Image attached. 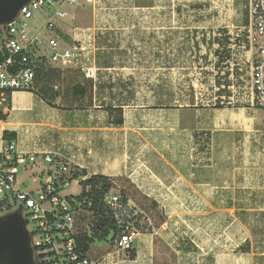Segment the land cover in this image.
Listing matches in <instances>:
<instances>
[{
    "label": "crops",
    "instance_id": "1",
    "mask_svg": "<svg viewBox=\"0 0 264 264\" xmlns=\"http://www.w3.org/2000/svg\"><path fill=\"white\" fill-rule=\"evenodd\" d=\"M136 7L150 9L152 33L141 34L140 27L146 26L143 24L144 20L131 19L136 22L131 28L136 30L130 33H128L130 30H127L119 35L121 52L118 67L105 64L96 66L94 59L93 66L99 68L97 79L84 78L79 81L82 83L86 81L87 84V93L80 100L68 95L66 99L59 97L56 101L50 102L38 92L18 90L10 94V105L7 99L0 101V107L8 113V117L0 121V149L7 143L4 133L8 131L14 135L13 139L18 141L19 149L23 151L56 152L73 168L84 170L88 177L110 178L114 183L113 189L120 190L131 204L171 203L175 200L173 190L177 180L176 168L172 163L175 153L174 150L162 154L154 152L155 161L158 160L162 165L166 163L167 167L154 166L150 157L152 153H143L140 147L141 140L157 139L160 133L153 131L152 128L143 130L141 125L153 124V122L158 124L161 120L158 117H154L153 120V116L145 117L142 114L139 92L149 90L151 101H154L153 107L191 106V109L183 110L184 113H192L190 118L184 117L182 120V115L180 116L186 126L184 130H189L188 135L195 133L196 130H208L210 125L212 135L218 132V140L228 139L229 136L235 137L240 131L241 119L242 122L246 120L252 124V129L246 130L249 133L248 141L253 140L252 144L257 143L262 147H264V112L261 111L264 110L253 107L252 102L251 106L224 105L210 109H193L197 107V103H188L189 101L179 105L174 104L176 86L181 85L183 89L196 87L194 83L177 82L175 77L176 69L178 70L182 63L185 64L183 59H179V55L186 54L189 50L184 51L180 48L184 43H180L173 32L162 31L159 34V27H175L174 15L170 17L168 14H160V4L155 2L150 5H136ZM200 10L201 8L194 9L198 11L196 15L198 17L203 16ZM215 15V13L210 15L213 26L223 28L225 23V27H230L231 33H234L233 36L243 22L239 15L225 22L220 16L216 18ZM153 28L156 29V33ZM208 39H210L208 36H204V40L199 42L198 46H209ZM140 59H146V62H138ZM98 62L101 64L103 61ZM74 71L80 70L74 69ZM117 89L118 93L115 92ZM160 91L166 92L163 102H159ZM112 108H122V124L114 122L118 113L110 111ZM163 120L170 125V129H174L176 123L174 114H168ZM168 141L172 144L171 137ZM249 147L251 148V144ZM251 149L254 152L255 147L252 146ZM203 150L201 146L187 147L183 150L184 160L189 165L188 171L183 173L181 178L185 179L184 176H187L191 180L188 182V187L206 183V165L201 164V156L205 154ZM192 159L198 160V167L197 164H191ZM42 165L43 163H40V166L25 172L31 178L34 172H39L43 168ZM191 171L198 174V179H192L194 173L192 174ZM141 196L143 198L139 199ZM246 202L264 203V194L260 196L248 194ZM258 208L263 211L264 217V208ZM142 211L145 212L144 209ZM246 211L248 219L255 218V208L251 209L248 205ZM247 224L251 233L249 228L251 225ZM174 230L172 227L142 226L141 234L134 238L131 249H118L114 242L95 241L91 244L87 255L98 264H207L206 258L202 257L205 253L201 252L204 248L197 245L198 249H196L191 243L185 242L184 237L181 239L176 236ZM250 246H252V254L248 253V255H252L253 258L247 264H258L256 261L258 259L264 264V251L258 250L261 246L258 247L257 253H255V244L250 243L248 247Z\"/></svg>",
    "mask_w": 264,
    "mask_h": 264
},
{
    "label": "rangeland",
    "instance_id": "2",
    "mask_svg": "<svg viewBox=\"0 0 264 264\" xmlns=\"http://www.w3.org/2000/svg\"><path fill=\"white\" fill-rule=\"evenodd\" d=\"M152 2L160 4V14H168L170 17L174 15L175 19L174 28L159 27V34L162 31L173 32L179 42L184 43L180 48L184 51L189 50L188 53L179 55V59H183L185 64L182 63L179 69H176L175 77L177 82L194 83L196 87L183 89L181 85L176 86L174 104L195 102L197 107L193 109H210L224 105L236 107L250 105L249 60L251 55L249 48L243 43L244 38L236 37L238 31L247 24L249 0H96L94 5L81 4L63 7L68 14L64 20H59V23L72 36L76 32L80 34L84 28L91 29L92 33L95 32L96 39L92 43L94 50L87 64L94 65L92 62L95 59L96 66L105 64L118 67L121 52L119 35L127 30H130L128 33L136 30L131 28L132 24H136L131 19L144 20L143 24L146 26L140 27L141 34L150 35L152 33L150 9L136 7V5H150ZM196 8H201L200 13L203 16H196L198 14V11H194ZM55 9L56 7L50 9L51 14ZM214 13L216 18L220 16L223 22L228 19L230 21L239 15L243 22L237 29V33L233 36L234 33H231L230 27H225V23H223V28L214 27L210 21L212 18L210 15ZM37 15L42 21L47 19L41 12H37ZM32 26L34 27L33 23ZM110 27L114 29L109 30ZM94 28H97V31H94ZM154 32L156 33V29ZM50 33L47 31L46 35ZM204 36L210 38L208 39L209 46L199 47V42L204 40ZM100 60L103 61L101 64L98 62ZM139 61L146 62V59ZM62 70L65 72L64 78L74 69L64 67ZM82 74L77 75L73 81L64 79L56 82V92L65 95L74 81H82L86 78ZM115 92L118 93V89ZM159 93V102H163L162 99L166 92L160 91ZM139 97L142 102V108H140L142 114L145 117L153 116V120L154 117L161 120L158 124L153 122V124L143 123L141 125L143 130L152 128L160 134L157 139L143 138L140 147L143 153H152L150 156L152 164L158 167L166 163L162 165L158 160L155 161L154 152L162 154L165 151L174 150L175 157L172 163L176 168L175 178L177 179L173 190L175 200L171 203L132 204L139 210L144 209L147 213V217L142 220L143 226L145 228L153 226L174 228L176 236L181 239L184 237V241L191 243L196 249H198L197 245L204 248L201 252L205 253V257H202L206 258L207 264H247L253 258L252 255H248V253L252 254V246L248 247L250 243L255 244V253L258 250L264 251V217L262 216L263 211L258 208H264V203L248 204L246 202L248 194L256 196L264 194V147L257 143L252 144V139L251 142L248 141L247 134L249 133L246 130L252 129V124L246 120L242 122L240 119V131L235 137L229 136L228 139L218 140V132H215L213 136L210 125H208V130H196L192 133L193 135H188L189 130H184L186 126L180 116L182 115V120L184 117L190 118L192 113H184V109H191V106L153 107L154 101H151L152 96L149 90L139 92ZM61 103L65 102L61 101ZM168 114L175 116L174 129H170V125L163 120ZM170 137L173 145L168 141ZM250 144L251 148L255 147L254 152L249 147ZM194 146L204 148L205 154L201 156V164L206 165L207 180L204 185L188 187V182L191 180L187 176H184L185 179L181 178V175L188 171L189 165L184 160L183 150ZM191 164H197L198 167V160L192 159ZM191 172L194 173L192 179H198V174ZM19 175L18 186L21 189L38 186V182H32V178L22 169ZM192 182L196 181L192 180ZM81 185L82 182L78 179L72 183L66 193L73 196L79 195ZM142 198L141 196L139 199ZM248 205L251 209H256L255 218L248 219L246 215ZM258 213L260 214L257 215ZM247 223L251 225L249 227L251 233ZM259 246L261 249H258ZM256 261L262 264L259 259Z\"/></svg>",
    "mask_w": 264,
    "mask_h": 264
},
{
    "label": "built area",
    "instance_id": "3",
    "mask_svg": "<svg viewBox=\"0 0 264 264\" xmlns=\"http://www.w3.org/2000/svg\"><path fill=\"white\" fill-rule=\"evenodd\" d=\"M95 2L33 0L20 11L13 24L0 27V101L18 90L34 91L38 71L48 66L77 69L87 79H97L99 68L87 64L94 50L95 32L84 28L80 34L76 32L72 36L59 23L68 14L63 7L94 5ZM52 7H56L53 14L50 12ZM37 12L47 19L40 20ZM247 12V24L236 37L244 38L243 43L251 55L252 106L264 109V0H249ZM47 31L51 32L48 36ZM62 34H67L70 39ZM40 163L43 168L31 177L38 186L21 189L18 186L21 169L29 171ZM77 172L60 154L23 151L16 139L0 149V216L22 209L29 220L35 264H98L81 251L78 243L79 234L90 229L88 222L83 221V217L90 214L84 213L75 197L66 193L73 182L89 178L76 176ZM104 201L119 227L115 246L131 249L134 238L141 234L142 220L147 214L125 200L117 189L112 188Z\"/></svg>",
    "mask_w": 264,
    "mask_h": 264
},
{
    "label": "trees",
    "instance_id": "4",
    "mask_svg": "<svg viewBox=\"0 0 264 264\" xmlns=\"http://www.w3.org/2000/svg\"><path fill=\"white\" fill-rule=\"evenodd\" d=\"M66 39H70L67 34H62ZM65 72L61 68L48 66L43 70H39L36 79L35 92L41 94L48 101H56L59 97L66 99L68 95H72L75 100H80L87 93L86 81L79 82L74 81L72 83L71 89L63 95L59 94L55 90L56 82H60L64 79H69L73 81L75 79L73 73L80 75V71L71 70L68 72V76L63 78ZM8 105H10V94L7 97ZM110 111L117 112L119 115L115 118L114 122L116 124H122V108H112ZM8 117V113L0 107V121L5 120ZM4 138L6 141H11L14 135L6 131L4 133ZM77 175H86L84 170H78ZM83 189L81 193L74 196L78 201L79 207L84 213H89V217H83V221H87L90 229L86 232L79 234L78 243L80 249L83 253L87 254L90 246L95 241H108L114 242L115 235L118 232V225L113 217L112 212L107 207L104 201L105 195L114 187L113 181L105 176H92L86 180H82ZM123 194V193H122ZM125 200L126 196L123 194ZM84 200L86 202H84ZM111 237V238H110Z\"/></svg>",
    "mask_w": 264,
    "mask_h": 264
},
{
    "label": "water",
    "instance_id": "5",
    "mask_svg": "<svg viewBox=\"0 0 264 264\" xmlns=\"http://www.w3.org/2000/svg\"><path fill=\"white\" fill-rule=\"evenodd\" d=\"M33 0H0V27L16 21ZM29 220L21 208L0 216V264H35Z\"/></svg>",
    "mask_w": 264,
    "mask_h": 264
}]
</instances>
